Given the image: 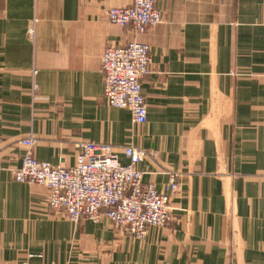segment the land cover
Listing matches in <instances>:
<instances>
[{"label": "crops", "instance_id": "crops-1", "mask_svg": "<svg viewBox=\"0 0 264 264\" xmlns=\"http://www.w3.org/2000/svg\"><path fill=\"white\" fill-rule=\"evenodd\" d=\"M131 1L0 0V264H264V0H158L144 33L106 17ZM133 38L150 49L143 124L103 98L101 54ZM29 136L53 166L86 141L123 164L146 150L144 183L169 193L179 174L171 222L136 240L49 211L47 187L13 179Z\"/></svg>", "mask_w": 264, "mask_h": 264}, {"label": "built area", "instance_id": "built-area-1", "mask_svg": "<svg viewBox=\"0 0 264 264\" xmlns=\"http://www.w3.org/2000/svg\"><path fill=\"white\" fill-rule=\"evenodd\" d=\"M157 1L132 0L126 6L109 8L106 17L111 24L144 33L162 21ZM28 34L33 36V27ZM150 62L149 46L136 38L122 45H108L100 56L104 100L109 106L129 110L136 124L145 123L147 118L141 82L149 73ZM21 143L25 151L13 179L47 187L49 211L62 213L74 223L81 219L97 223L105 217L136 240L144 239L150 227H164L171 222L169 199L179 187V174L170 175L169 193H159L154 185L144 183L137 165L149 155L146 150L123 147L128 159L123 164L111 145L81 142L75 163L66 167L38 160L33 154L34 137Z\"/></svg>", "mask_w": 264, "mask_h": 264}]
</instances>
